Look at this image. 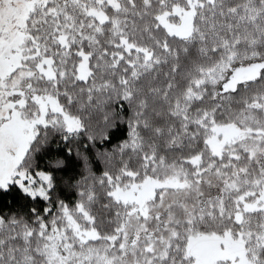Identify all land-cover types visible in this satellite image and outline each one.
<instances>
[{"label":"snow or ice","instance_id":"snow-or-ice-1","mask_svg":"<svg viewBox=\"0 0 264 264\" xmlns=\"http://www.w3.org/2000/svg\"><path fill=\"white\" fill-rule=\"evenodd\" d=\"M0 264H264V0H0Z\"/></svg>","mask_w":264,"mask_h":264}]
</instances>
